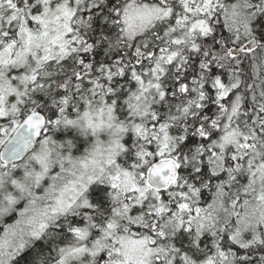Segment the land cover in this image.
<instances>
[{
  "label": "snow or ice",
  "instance_id": "6c2138e0",
  "mask_svg": "<svg viewBox=\"0 0 264 264\" xmlns=\"http://www.w3.org/2000/svg\"><path fill=\"white\" fill-rule=\"evenodd\" d=\"M0 264H264V0H0Z\"/></svg>",
  "mask_w": 264,
  "mask_h": 264
}]
</instances>
